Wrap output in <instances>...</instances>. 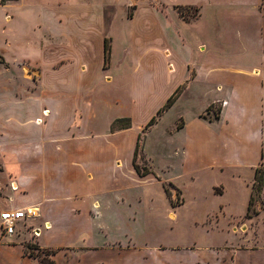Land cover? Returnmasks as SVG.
<instances>
[{
  "label": "crops",
  "instance_id": "crops-1",
  "mask_svg": "<svg viewBox=\"0 0 264 264\" xmlns=\"http://www.w3.org/2000/svg\"><path fill=\"white\" fill-rule=\"evenodd\" d=\"M253 4L223 10L214 0L201 28L202 17L189 24L132 0H0V211L38 210L6 240L0 226V264H31L20 237L31 224L46 225L40 243L60 250L55 264L73 263L67 248L85 237L95 244V227L108 241L128 224L133 191L146 188L137 201L157 180L133 163L142 129L179 89L150 129L162 126L178 144L186 174L264 165V3ZM217 104L218 119L205 118ZM121 119L131 128L112 131ZM172 119L183 121L174 133ZM257 211L256 222L264 207ZM124 253L101 249L81 263L132 264ZM232 253L209 250L203 264H264L254 244Z\"/></svg>",
  "mask_w": 264,
  "mask_h": 264
},
{
  "label": "rangeland",
  "instance_id": "rangeland-1",
  "mask_svg": "<svg viewBox=\"0 0 264 264\" xmlns=\"http://www.w3.org/2000/svg\"><path fill=\"white\" fill-rule=\"evenodd\" d=\"M213 1L132 0L135 6L149 4L163 11L168 18H170L168 12H171L189 24L195 23L201 17L205 18L206 10L213 5ZM256 1L218 0L222 3L223 10L243 8L252 11L255 10L253 3ZM191 5L200 10L198 18H195L194 10H186L187 20H185L175 9L176 6L192 7ZM132 12L133 8H130L129 15ZM225 19L229 20L228 25H234L237 18L225 17ZM201 22V28L206 26V19ZM227 38H230L232 44L237 43L231 30ZM229 54L237 57L234 50L230 49ZM253 57L246 56L249 60ZM220 108L219 104L211 107L210 111L205 113L206 117L214 121ZM176 120H169V124L175 123L170 133L176 132L183 122ZM149 130L148 132L142 129L136 164L142 173L146 170L151 171L157 179L156 182L154 179L151 180L152 185L148 188V194L138 198V202L135 198L146 193V188H137L133 191L132 219L126 225H116L115 230H109L108 241H105V235L98 233L99 229L95 227L97 236L93 240L95 244L85 237L83 241L68 247L67 251L77 255L75 261L71 255L70 261L73 263L70 264H82L85 255L92 257L95 251L101 249H113L119 254H125L124 251L129 252L130 256L126 254L125 258L130 259L132 264H194L193 254L197 255L195 264H203L205 262L203 259L209 250L228 249L230 253L233 252L231 255H234L235 250L244 248L245 245L254 244L255 247L264 248V212L257 222L255 220L258 218V214L255 213L258 207L260 205L264 207L262 198L264 190L252 206L250 213L253 217L251 219L247 217L251 197L254 195V199H257V195L253 193L255 181L253 179L251 184V180L258 174V177L262 178L264 189V165L258 168V173L256 170L253 173L247 171L236 173L233 169L213 166L190 176L183 169V151L177 150V143L168 142L163 138L164 128L155 126ZM146 134L145 150L149 156L144 151ZM121 157L126 162L129 153L127 155L124 152ZM168 181L173 182V187L169 186ZM117 201L119 204L123 202L121 206L129 204L125 202L123 196ZM37 215L38 213H35L29 217H37ZM89 215L94 219L97 216L93 211ZM41 229L46 231V225L31 224L24 235L20 236L23 251L31 260V264H50V261L55 264L56 254L60 250L46 248L40 243ZM4 237L2 236L1 240H6ZM56 240L58 238H55ZM51 253L56 254L50 255ZM88 260L90 264H106L102 259L96 263L92 258ZM58 264H64L63 260Z\"/></svg>",
  "mask_w": 264,
  "mask_h": 264
},
{
  "label": "trees",
  "instance_id": "trees-1",
  "mask_svg": "<svg viewBox=\"0 0 264 264\" xmlns=\"http://www.w3.org/2000/svg\"><path fill=\"white\" fill-rule=\"evenodd\" d=\"M3 2V1H2ZM177 13L180 15L181 18L187 20V17L185 15V11L186 10H194L196 12L195 14V18H198L200 16V10L198 8H194V7H183V6H177L176 8ZM110 58V46L108 41H105V64H107L108 60ZM181 93V89H179L169 100L168 102L165 104V106L158 112L157 116H155L150 122L149 124L144 128L145 131H148L152 126H154L157 121L158 118L161 117L165 112H167L176 102V100L178 99L179 95ZM210 111V110H209ZM206 118V116H205ZM216 119H218V116L216 117ZM131 128V122L129 119H121V120H117L113 126H112V131H118V130H125V129H129ZM180 128V127H178ZM142 139V135L139 137L138 140V144L135 150V155H134V166L135 169L138 173V175L140 177H145L149 174H151L152 172L149 170H146L145 172H141L140 167L136 164V159L138 157L139 154V150H140V142ZM256 172L258 173V168L256 169ZM254 184H253V193H255V195H257V199H254V195L251 197L249 206H248V212H247V217L248 218H252L253 215L250 213L252 206L254 205V202H256V200L258 201V195H260L262 193L263 189V185H262V178L258 177V174L256 175V177L254 178ZM169 186L173 187V184H169ZM255 213L258 214V212L256 211ZM55 253H51L50 255H54ZM48 262L50 260H47ZM50 264H54V262L50 261Z\"/></svg>",
  "mask_w": 264,
  "mask_h": 264
},
{
  "label": "built area",
  "instance_id": "built-area-1",
  "mask_svg": "<svg viewBox=\"0 0 264 264\" xmlns=\"http://www.w3.org/2000/svg\"><path fill=\"white\" fill-rule=\"evenodd\" d=\"M36 212L33 208L20 210L0 211V226L4 236H13L17 233L18 224Z\"/></svg>",
  "mask_w": 264,
  "mask_h": 264
},
{
  "label": "bare ground",
  "instance_id": "bare-ground-1",
  "mask_svg": "<svg viewBox=\"0 0 264 264\" xmlns=\"http://www.w3.org/2000/svg\"><path fill=\"white\" fill-rule=\"evenodd\" d=\"M34 211L37 213L38 212V210L37 209H34Z\"/></svg>",
  "mask_w": 264,
  "mask_h": 264
}]
</instances>
